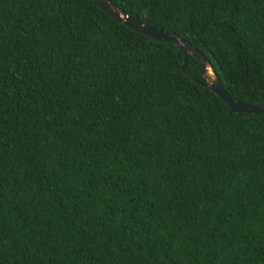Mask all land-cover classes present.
<instances>
[{
  "label": "trees",
  "instance_id": "obj_1",
  "mask_svg": "<svg viewBox=\"0 0 264 264\" xmlns=\"http://www.w3.org/2000/svg\"><path fill=\"white\" fill-rule=\"evenodd\" d=\"M264 104V0H110ZM93 0H0V264H264V113Z\"/></svg>",
  "mask_w": 264,
  "mask_h": 264
},
{
  "label": "water",
  "instance_id": "obj_2",
  "mask_svg": "<svg viewBox=\"0 0 264 264\" xmlns=\"http://www.w3.org/2000/svg\"><path fill=\"white\" fill-rule=\"evenodd\" d=\"M93 1L108 15L119 20L128 27L145 36L152 37L157 40L167 41L181 50L184 56L183 64L181 66L182 70L189 76L190 79L203 84L201 81L189 75L184 69V64L187 61L188 55L193 56L199 62L202 68L203 76L206 80L205 86L215 92L222 100H224L231 110L239 113H264V104H248L237 100L232 95H230L219 81L214 69L206 59L205 55L188 40L184 39L176 33L168 32L166 30L154 27L146 22H143L142 20L128 14L124 9L114 4L110 0Z\"/></svg>",
  "mask_w": 264,
  "mask_h": 264
}]
</instances>
